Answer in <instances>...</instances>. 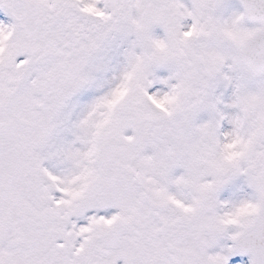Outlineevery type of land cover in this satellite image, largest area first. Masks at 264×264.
<instances>
[{"label":"snow or ice","instance_id":"1","mask_svg":"<svg viewBox=\"0 0 264 264\" xmlns=\"http://www.w3.org/2000/svg\"><path fill=\"white\" fill-rule=\"evenodd\" d=\"M0 264H264V0H0Z\"/></svg>","mask_w":264,"mask_h":264}]
</instances>
